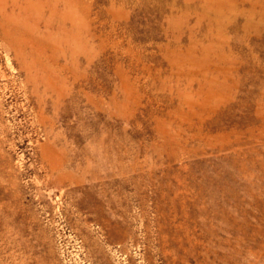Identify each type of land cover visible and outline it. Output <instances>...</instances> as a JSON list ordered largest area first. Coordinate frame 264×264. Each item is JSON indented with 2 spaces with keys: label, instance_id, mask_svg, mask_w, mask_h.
I'll return each mask as SVG.
<instances>
[{
  "label": "rangeland",
  "instance_id": "1",
  "mask_svg": "<svg viewBox=\"0 0 264 264\" xmlns=\"http://www.w3.org/2000/svg\"><path fill=\"white\" fill-rule=\"evenodd\" d=\"M0 264H264V0H0Z\"/></svg>",
  "mask_w": 264,
  "mask_h": 264
}]
</instances>
